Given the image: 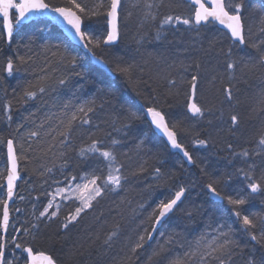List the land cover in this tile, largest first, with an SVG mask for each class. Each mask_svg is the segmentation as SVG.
Listing matches in <instances>:
<instances>
[{
  "label": "trees",
  "instance_id": "1",
  "mask_svg": "<svg viewBox=\"0 0 264 264\" xmlns=\"http://www.w3.org/2000/svg\"><path fill=\"white\" fill-rule=\"evenodd\" d=\"M46 2L64 5L67 0H46ZM80 2L91 6L96 0H80ZM121 2L123 11L119 24V41L107 52L98 51L97 54L103 55L110 62L119 60L124 65H133L131 82L125 76L114 73L109 76L101 69L92 66L87 55L73 47L57 29L44 20L28 26H15L13 15L14 33L11 50L4 40H0V69L6 64L9 55L18 54L32 58L20 71L15 72L13 77L0 79V185L4 184L6 174L5 149L8 139L14 140L19 153L21 143L27 148V132L41 121H45L46 116L59 115L64 111L65 104H69L72 108L94 99L97 107L96 112L90 114L91 125L73 133L72 147L66 149V157L60 156L59 145L52 152L45 154L42 151L49 143V138L43 131L40 137L42 143H33L32 149L24 153L28 159L19 162L22 180L18 184L15 202L11 209V224H15L18 228L31 229V224L35 220L33 212L38 214L47 206L48 200L51 199L47 193L67 183L66 176L75 175L79 178L93 170L98 175L106 172L102 158L81 159L77 154L82 145L87 146L92 133H95L93 139L99 138L105 145L114 138L120 141L116 146V155L118 161L124 165L125 175H128V180L122 189L106 192L102 198H98L93 208L83 213L68 230L62 229L60 225L64 217L75 207V201H68L67 204L61 202V209L56 218L51 221H41L39 227L31 229L27 235L21 233L19 238L32 246L35 252L43 251L45 254H51L57 259L58 264H168L164 258L152 257L154 244L158 238L163 241L170 235L178 234L177 239L183 241L185 237L194 240L201 233L213 235L212 233L215 232L207 226L218 222H227L238 229L239 223L235 222V217L231 215V206L226 200L220 203L214 202L208 194L207 184L211 180H221L218 188L222 194L235 198L243 189L240 194L247 195L245 181L237 173L240 167L247 169V163L234 154L245 148L251 152L256 147L261 128L264 127V106L257 103L260 94L264 93V69L249 71L248 68H243L238 71L237 76L240 79L233 82L231 102L225 99L223 92L229 81L227 78L223 81L220 79L224 65L206 64L207 67L216 70L213 76L216 77L214 83L213 77L206 71L208 77L212 78L210 93L206 94L207 88H204L201 76L202 64L199 60H192L193 55L189 52V46L181 63L184 67L180 65L172 68L168 63L169 72H164L162 75H157L155 72L156 60L155 55L152 54L157 51V42L164 38L172 42L176 36L182 42L184 37L180 35H188L187 37L191 39H197L198 46L202 36L210 34L220 36L221 32L216 27L209 26L197 34L195 30H188L185 26L179 25L177 28H169L162 34V38L157 40L155 37L160 19L169 14L188 16L191 8L182 3V0H163L164 6L158 10L157 21L141 24L140 9L133 7L135 0H121ZM157 2L159 3V0ZM244 4L246 26L247 20L253 14L252 11L260 15V4L253 3L252 6L257 7H251L252 3L248 0H244ZM100 20L102 21L103 18L101 17ZM259 23L260 26H264L261 20ZM0 28H2L1 23ZM124 28L128 29V40L123 37ZM255 36L252 34L251 39L255 40ZM258 36L261 37L262 34ZM247 51L253 57L258 55L257 50L251 47H248ZM61 56H76L75 69L68 60L63 64L59 63ZM197 63L200 65L199 70L196 69ZM42 67L47 68L52 77L47 81L48 91L43 96L38 95L36 100L25 102L23 91L29 81L36 83L38 77L44 74L40 71ZM169 74L177 81L176 87L171 91L165 78ZM194 74L200 77L197 92L199 104L204 108L212 109L211 112L206 111L201 119L192 117L185 107L184 93L189 87L188 81ZM0 75L6 74L0 73ZM61 78L66 81L64 85L57 83ZM181 84H183L182 89ZM137 91L142 95H138ZM153 96L159 100L157 106L166 114L169 123H175L181 129L178 139L193 157L194 163L191 167L170 151L147 123L143 106L146 100ZM7 102H11L10 122L5 113ZM101 104L103 108L100 107ZM131 113H136L141 118L129 119ZM231 114H237L240 118L239 130L235 132L229 131ZM49 123L55 124L58 121L55 119L46 121V128ZM19 124H23L24 127L17 132ZM124 124H128L129 127L122 128ZM114 127L122 130L115 131ZM196 139L207 140V146L196 145L194 143ZM228 144L232 145L231 151L227 147ZM252 159L255 161V175L264 173V153ZM65 160L66 166L61 167ZM142 164L146 170L141 174L131 175ZM48 168L52 171L48 172ZM155 168H160L161 179L154 178ZM228 175L232 176L231 181L223 183ZM57 181L62 183L58 185ZM181 186L187 189L183 203L162 226L153 242L146 244L145 249L139 250L138 258L133 257L128 260V257L132 256L129 245L135 241L137 231L149 227L148 216L153 208L161 199L174 195ZM254 195L255 199L242 206V211L250 216H264V196ZM20 196L24 199L20 200ZM0 199H5L4 187L0 188ZM17 207L21 209L20 213L15 212ZM188 212L192 213L191 217L187 215ZM1 213L2 205H0V215ZM79 229L88 231L87 238L82 239L88 245L82 250L78 248L76 241L71 242L73 246L67 241L69 236L77 233ZM117 229L119 235L113 238L111 246L121 238V234L126 248L110 254L109 258L105 256L104 260L97 252L99 243L104 245L106 235ZM104 231L103 239L99 234H103ZM161 233L164 234L163 237ZM8 235H13V232L9 230ZM234 239L241 245V250L234 257L235 264H245L250 257L255 259L256 264L264 261V247L251 241L241 231L234 232ZM112 248L114 249L113 246ZM183 251L184 248L176 244L169 255L182 256ZM17 253L19 254V250ZM140 255L141 259H139Z\"/></svg>",
  "mask_w": 264,
  "mask_h": 264
},
{
  "label": "snow or ice",
  "instance_id": "2",
  "mask_svg": "<svg viewBox=\"0 0 264 264\" xmlns=\"http://www.w3.org/2000/svg\"><path fill=\"white\" fill-rule=\"evenodd\" d=\"M186 6L191 8V13L188 16L182 15H165L159 20L156 39L162 38V34L166 33L169 28H177L179 25L185 26L188 30H195L197 34L204 28L210 25L218 24L226 32L221 31L220 36L216 38L215 42H227L226 49L222 46L220 51L224 56V68L220 74V79L223 81L227 78L229 84L223 89L225 99L228 102L233 100V87L234 81L240 79L237 72L243 68H248L249 71H255L257 68L264 69V35L258 40H252V29H247L244 21V0H182ZM163 5V0H135L134 7L140 9L142 12L141 24L147 22H155L158 18V10ZM14 10V13H13ZM123 11L121 0H96V3L89 6L81 3L80 0H67L64 5H54L46 2V0H0V40H4L9 45L13 43L14 23L19 26L23 21L31 15H46L52 14L53 19H59L71 32L72 38L87 52L90 53L95 62L102 65L109 72L119 74L129 78L131 82V73L133 65H124L119 60L110 62L105 59L100 53H105L108 48L114 45L120 36V18ZM260 20L264 24V0L260 2ZM14 15V23H13ZM103 18L101 21L100 18ZM91 25V26H90ZM260 32L264 34V27L260 28ZM212 45H210L211 47ZM251 47L256 49L258 55L253 57L247 48ZM30 56L23 55H9L7 62L0 73V79H7L13 77L15 72L31 61ZM68 60L72 68L75 69L77 64L76 56H61L59 63L63 64ZM184 67V65H181ZM200 65L196 64V69L199 70ZM40 71L44 73L39 76L36 83L28 82L27 87L23 91V100L25 102L36 100L38 95L43 96L47 91V81L52 77L49 75L47 68H41ZM81 75L80 73H76ZM159 75V73H157ZM168 80L169 91L175 88L177 81L171 78L170 74L165 77ZM183 79V78H182ZM200 77L198 74L191 76L188 89L185 91V107L187 112L196 119L204 117L205 112H211V108H204L197 100L198 81ZM216 77H213V83ZM59 85L66 83L65 79L61 78L57 81ZM138 95H142L137 91ZM259 105L264 106V93L260 94ZM159 100L153 96L147 99L143 106L145 118L150 120L151 125L155 127L163 137L166 138L167 143L171 149L182 153L186 158L187 163L193 164L194 160L192 155L186 150L185 146L178 139V134L181 129L177 124H170L166 119V114L157 106ZM103 108V104L100 105ZM97 110L95 100L85 101L79 105L70 108L69 104L64 105V111L59 115L53 114L46 116L45 121H41L34 128L29 130L26 134L27 148L24 143L20 144V151L18 153L16 144L13 139L7 140V157H8V171L6 176V185H0V188L6 187V199H0L2 205V215H0V264H58L57 259L51 254H45L43 251L35 252L33 247L26 244L19 237L21 233L27 235L31 229H37L41 221H51L59 215L61 209V202L67 204L68 201H75V207L64 217L60 227L68 230L70 225L76 223L82 213L92 209L94 202H98V198H102L106 192H114L124 187L125 182L128 180V175H125L124 165L118 161L116 155V146L120 143L118 139H111L108 145L99 138L93 139L95 133L89 136L87 146H81L78 150V156L81 159L88 157H99L105 162L106 172L96 174L95 170L90 173H85L79 178L75 175L70 177L66 176L67 183L63 186H57L53 192H48L47 195L51 197L48 200L47 206L39 211L38 214L33 212L35 217L34 222L29 228H18L15 224H10V209L9 202L14 199L16 181L21 179L18 170L19 162L27 160L28 157L24 154L32 149L33 143H42L40 140L41 132L49 138V143L42 151L46 154L52 152L54 148L59 145L61 151L60 156L66 157V149L72 147V136L77 130H82L84 126L91 125L92 116ZM11 111V102L5 104V113L7 120L10 122L12 116L9 114ZM34 115V114H33ZM223 114L221 113V116ZM140 119L136 113H131L129 119ZM55 119L58 123H49L46 128V121ZM240 118L237 114L230 115V128L229 131L235 132L239 130ZM35 124V121H33ZM115 125V121L113 122ZM24 127L23 124L17 126V132L20 128ZM128 124L122 125V128H128ZM115 131H121L120 128H115ZM184 131H188L184 129ZM196 145L206 147L208 141L205 139H196ZM231 151L232 145H227ZM264 153V127L261 128L260 135L256 140V147L250 152L245 148L235 156L243 158L247 163V169L240 167L237 173L241 179L245 181L247 195H241L243 189L237 193L235 198L231 195H224L219 190L218 185L221 180H211L207 184L208 192L217 200H226L227 204L231 206V215L235 217V222L239 223V228H234L227 222H218L217 224H209L207 227L211 228L215 235L209 240V233H201L198 238L188 240L187 237L183 241L177 239L178 234L170 235L163 242L156 241L157 247L152 251V257H163L168 261V264H235L234 257L238 251L241 250L239 245L234 239V232L241 231L247 235L251 241L257 245L264 247V216L256 217L245 214L242 211V206L246 205L250 200L255 199L254 194L264 196V173L255 175V161L252 159L254 156H259ZM67 161L61 165L65 167ZM144 165L131 173V175L141 174L145 171ZM48 172L52 169L48 168ZM154 178L161 179L160 168L154 169ZM232 179L228 175L223 183H228ZM75 182V183H74ZM58 185L62 182L57 181ZM186 187L181 186L174 195L167 199H161L158 204L153 208L148 216L149 227H144L137 231L136 239L129 245V250L132 256L128 257L131 260L133 257L138 258L139 250L145 249V245L154 240L157 234V228L162 222L170 218V214H174L177 210L178 204L183 203L185 197ZM20 200L24 197L20 196ZM58 199L60 202H58ZM143 207V205H141ZM16 213H20L19 207L15 208ZM189 217L192 216L188 212ZM234 222V223H235ZM12 228L14 235L9 236V228ZM119 232L113 230L106 235L103 241L105 246L111 247L113 238L118 237ZM163 237V233L160 234ZM99 237H97L98 239ZM180 244L184 248L182 256L169 255L172 253V247ZM19 250V254L17 253ZM6 253H10L6 255ZM26 254V256H25ZM150 257V259L152 258ZM245 264H256L254 258H248ZM264 264V261L261 262Z\"/></svg>",
  "mask_w": 264,
  "mask_h": 264
},
{
  "label": "rangeland",
  "instance_id": "3",
  "mask_svg": "<svg viewBox=\"0 0 264 264\" xmlns=\"http://www.w3.org/2000/svg\"><path fill=\"white\" fill-rule=\"evenodd\" d=\"M133 4V2H132ZM134 7V4H133ZM252 13L254 14V12L252 11ZM140 22L142 20V12L140 11ZM144 24V23H143ZM249 28L252 29V34L256 31V29L254 28V26H250ZM182 37H184L183 41L181 42L180 40H178L176 37H174V40L169 41L167 38H164L163 40L159 41L156 43V47H157V51L154 52L152 54V56L155 55L154 59L156 60V65H155V72L156 74L159 73L160 75H162V73L164 72H169L170 69L167 68L168 63L171 64L172 68H177L178 66L181 65L182 61H183V56L187 53L186 52V48L189 46L190 50L189 52H191L192 56V60L195 59L196 61H200L202 64V70H201V76L203 79V86L204 88L206 87V94L210 93L209 88L212 86L211 85V77L210 76H214L216 70H214L213 68H209L206 66V64L208 66L211 65H224V56L223 53L220 51L221 47L223 46L225 49L227 47V42H215L217 36L215 34H210L209 36H202L200 39V42H198V46H197V39H191V37H187L188 35H180ZM123 37L125 40H128V29L124 28L123 31ZM210 45H212L210 47ZM170 49H167V48ZM177 59V60H176ZM208 74H207V72ZM210 79V80H209ZM181 89L183 84L180 85ZM6 176V174H5ZM5 179V177H4ZM58 202L59 199H58ZM77 203V202H76ZM88 211V210H87ZM119 211V210H117ZM83 214V213H82ZM82 216V215H81ZM10 231L13 232L12 228H10ZM106 231V230H105ZM105 231L102 234H99L100 237H102L104 239L105 237ZM213 235H211L209 233L208 239L210 240L212 238V236L215 235V233H212ZM14 235V233H13ZM88 236V231H86V229H79L77 231V233H74V235H70L69 239H67V241L70 242V245L73 246L74 244L71 242L76 241L78 248L80 250L84 249V247H87L88 243H84L82 241L83 238H87ZM120 239H118L114 245H112L114 247V249L111 247L107 248L105 247V245H100L101 243H99V248L97 249V252L100 254L99 256H101L102 259L105 260V256H107V258L110 257V254H115L117 252H119L122 249H125V243L123 240L122 235L120 234ZM161 238H158L156 241H160L163 242L162 240H160ZM90 240V239H89ZM181 241V240H180ZM79 242V243H78ZM154 247H157V244L155 242ZM106 251V252H105ZM107 253V254H105ZM9 258H10V254H9ZM116 258H118V256H116ZM163 258V257H160ZM165 259V258H164Z\"/></svg>",
  "mask_w": 264,
  "mask_h": 264
},
{
  "label": "water",
  "instance_id": "4",
  "mask_svg": "<svg viewBox=\"0 0 264 264\" xmlns=\"http://www.w3.org/2000/svg\"><path fill=\"white\" fill-rule=\"evenodd\" d=\"M13 12H14V10H13ZM37 20H44V21L49 22V24H50L52 27H54V28H56L58 31H60V33L64 36V38H65V39H66V40H67V41H68L73 47L78 48V49L81 50L83 53H85V54L88 56V58H89V60H90V62H91V64H92L93 66L98 67V68L101 69L102 71L106 72L108 75H111V73H110L106 68H104L102 65L97 64V63L95 62V60L93 59V57L91 56V54H90V53H87V52H86V51H85V50H84V49H83V48H82V47L76 42V40L72 38L71 32L69 31V29L67 28V26H65V25L63 24L62 21H60L58 18H57V19H53V18H52V14H50V13H49V14H46V15H31V14H30L29 18L26 19L25 21H23L22 24L19 25V26H27V25H30L31 23H33V22H35V21H37ZM0 23L2 24V22H0ZM214 25H215V26L217 27V29L220 30V31H223V32H226V31H227L226 29H222V27H221L220 25H218V24H214ZM118 40H119V39H118ZM118 40H117V42H116L114 45L110 46L109 48L114 47V46L118 43ZM6 44H7V43H6ZM7 45H8V44H7ZM144 116H145V113H144ZM145 119H146L147 123L149 124V126L151 127V129H152V131L154 132V134H155L158 138H160V139L165 143V145L167 146V148H168L170 151H172L173 153L177 154V155H178V156H179V157H180V158H181V159L187 164L188 167H191L192 164L187 163L186 158L183 157L182 153H179V152H177L176 150L171 149L170 145L167 143V140H166L165 137H163L162 133H160L158 130L155 129V127H154L153 125H151L149 119H147V118H145ZM5 153H6V166H7V171H8V167H9V165H8V157H7V143H6ZM18 170H19V167H18ZM19 172H20V171H19ZM6 176H7V172H6ZM20 177H21V176H20ZM21 180H22V178L16 181V189H15L14 199H13L12 202H9V209H10V210H11L13 204H14V201H15L17 186H18V184L21 182ZM4 185H6V178H5V181H4ZM4 188H5V199H6V187H4ZM210 195H211V194H210ZM211 197H212V199H213L215 202H217V203L220 202V200L215 199L212 195H211ZM182 199H184V198H182ZM178 205H179V204H178ZM1 215H2V213H1ZM172 215H173V214H170V217H171ZM168 220H169V219H167L166 221L162 222L161 225L157 228V234H158L159 230L161 229V227H162V226H163ZM10 224H11V214H10ZM157 234L154 236V239H155V237L157 236ZM152 242H153V241H150L149 243H152ZM25 255H26V254H25Z\"/></svg>",
  "mask_w": 264,
  "mask_h": 264
},
{
  "label": "bare ground",
  "instance_id": "5",
  "mask_svg": "<svg viewBox=\"0 0 264 264\" xmlns=\"http://www.w3.org/2000/svg\"><path fill=\"white\" fill-rule=\"evenodd\" d=\"M248 1H250L252 4H251V7H257V6H252L253 5V3H255V4H260V2H261V0H248ZM14 13V12H13ZM158 17H159V13H158ZM37 21H40V20H37ZM259 21H260V15L259 14H252L251 15V17L247 20V22H246V26H247V29L252 25V26H254V28L256 29V31L253 33V35H256L255 36V40H258L260 37L258 36V35H260V34H262L261 32H260V28L261 27H264L263 25L262 26H260V23H259ZM36 22V21H35ZM47 22V21H46ZM34 23V22H33ZM49 23V22H48ZM32 24V23H31ZM30 24V25H31ZM28 26V25H27ZM210 26H212V25H210ZM209 27V26H208ZM247 29H246V33H247ZM221 32V31H220ZM258 34V35H257ZM262 35H264V34H262ZM128 37H129V35H128ZM117 45V44H116ZM115 45V46H116ZM114 46V47H115ZM113 48V47H112ZM108 49H110V48H108ZM81 51V50H80ZM82 52V51H81ZM83 53V52H82ZM85 54V53H84ZM86 55V54H85ZM90 61V60H89ZM91 63V62H90ZM92 65V64H91ZM93 66V65H92ZM95 67V66H94ZM96 68H98V67H96ZM208 194H209V196L211 197V195H210V193L208 192ZM180 205L181 204H179L178 206H177V209L180 207ZM175 213V212H174ZM142 258V256L140 255L139 256V259H141Z\"/></svg>",
  "mask_w": 264,
  "mask_h": 264
}]
</instances>
